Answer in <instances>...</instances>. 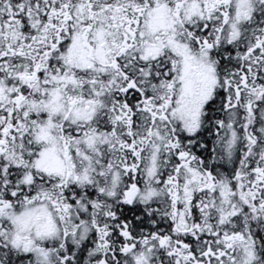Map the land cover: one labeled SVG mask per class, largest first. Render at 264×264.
I'll return each mask as SVG.
<instances>
[{"label": "snow or ice", "instance_id": "6c2138e0", "mask_svg": "<svg viewBox=\"0 0 264 264\" xmlns=\"http://www.w3.org/2000/svg\"><path fill=\"white\" fill-rule=\"evenodd\" d=\"M0 264H264V0H0Z\"/></svg>", "mask_w": 264, "mask_h": 264}]
</instances>
